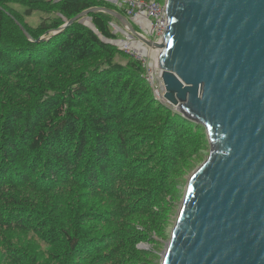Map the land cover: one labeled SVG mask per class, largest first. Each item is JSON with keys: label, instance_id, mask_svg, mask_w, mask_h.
I'll return each mask as SVG.
<instances>
[{"label": "trees", "instance_id": "obj_1", "mask_svg": "<svg viewBox=\"0 0 264 264\" xmlns=\"http://www.w3.org/2000/svg\"><path fill=\"white\" fill-rule=\"evenodd\" d=\"M91 8L124 14L104 0H0V90L5 80L23 78L30 100L23 105L13 94L0 106V234L18 231L32 247L52 246L48 256L56 264H132L137 244L147 241L144 230L160 233L154 218L169 211L163 197L175 164L201 152L207 139L197 131L203 127L156 100L142 60L103 43L79 21L49 37ZM35 12L47 17L33 27L26 20ZM88 18L102 37L119 39L111 16ZM67 66L78 68L74 76L60 70ZM50 71L69 76L56 87L40 78ZM83 191L101 198L100 209L93 210L90 200L83 206ZM31 193L42 195L38 205ZM54 196L65 205L50 216ZM85 211L97 214L103 233L82 225ZM4 238L9 246L1 255L15 264H38Z\"/></svg>", "mask_w": 264, "mask_h": 264}, {"label": "water", "instance_id": "obj_2", "mask_svg": "<svg viewBox=\"0 0 264 264\" xmlns=\"http://www.w3.org/2000/svg\"><path fill=\"white\" fill-rule=\"evenodd\" d=\"M164 9L158 43L107 8L49 37L79 21L119 50L136 40L159 49V98L205 130L209 155L188 178L161 264H264V0H165ZM97 12L125 39L102 37L88 18Z\"/></svg>", "mask_w": 264, "mask_h": 264}, {"label": "rangeland", "instance_id": "obj_3", "mask_svg": "<svg viewBox=\"0 0 264 264\" xmlns=\"http://www.w3.org/2000/svg\"><path fill=\"white\" fill-rule=\"evenodd\" d=\"M155 1H157V2H155L156 4H158L160 6H164L165 0H155ZM104 2L109 3L107 1H104ZM113 6H115V5H113ZM15 8L19 9L18 7H15ZM19 10H21V9H19ZM22 12H24V9H22ZM45 16L42 15L41 13L35 12L31 17L27 18L26 22L29 25L35 27L41 21V19L44 18ZM16 22L17 21H15V23ZM111 24L120 26L117 21H113V22H111ZM111 24H110V26H111ZM133 26H134L133 27L134 30L137 33L143 34L142 30L139 27H137L134 24H133ZM25 31H26V29H25ZM112 33L115 35L118 34L119 40L125 39L124 36L122 34H120L119 32H114L113 28H112ZM159 37H160V35L158 37H156V39L151 38V37H150V39H152L153 41L158 43L159 39H160ZM130 42H132V43H127L125 46H121V47H124V48H122L124 50H121V51H124L126 54L133 55L135 58H137L139 60H143V59L145 60V65L147 68V74H148V76H150V78L151 77L153 78L154 89L155 90L158 89L159 97L162 96L161 83L159 80V71L157 70L156 64H155L156 58H154V56H153V52L154 51L157 52V50H153V49L145 46L144 44L142 45V43L137 41V40L136 41H130ZM141 45H142V47L147 49V55H145L147 57H145V58L139 56L136 53H133V51H132V50H135L133 48L141 49ZM155 57H156V55H155ZM120 62L123 64L125 63L124 60H121ZM150 65L152 68L150 67ZM76 69H78V68L75 66L72 67L71 69H70V67L67 66V67H62L60 70H62L63 72H71L70 76H74L75 75L74 70H76ZM35 75L33 77H35ZM68 76H69L68 74H63L62 72L50 71V72H46V73L42 74L40 76V78H42V80H43V79H46L48 77L52 80L53 84L56 87H58V85H59L58 79L66 80L68 78ZM46 83H47V80H46ZM5 84H6V86H4L2 90H0V92H1L0 96L5 97V99L0 102V106L1 105H3V106L8 105L9 103L7 104V101H8L7 96L13 95V94L15 97H17L16 98L17 101L21 97L19 102L22 103L23 105H27L30 103V100L25 98L24 93L22 92V87L27 85V82L25 79H23V78H20V79L10 78L8 80H5ZM161 102L165 103L164 101H161ZM164 105L168 106V108H170V110H172L174 112V110L172 109V107L170 105H168L166 103ZM158 121L163 122V118L159 119ZM153 125H154V123L151 126L153 127ZM197 131H199V133H201V134L204 133L206 135L205 130H203V129H198ZM206 139H207V137H206ZM209 147L210 146H209V143L207 140L206 147H204V149L201 152L196 154L191 159H188V160L182 159L181 161H179L175 164L176 169L174 171L173 177L170 180H168L169 189H171V190L169 191V193L167 195H165V197H163V198H165L163 206L165 208V206L168 204L169 211L166 214L165 218H161V219H159L157 217L154 218V219H156V221H155V224H153V226L157 227L160 230V233L151 234L147 229L144 230L145 239H147V241L142 242L141 244H137V250L138 251L136 252L135 261L132 264H137V262L144 263V264H161V261H162L161 255L165 251L166 245L169 243L170 234H171V231L175 225V222H176V219L178 216V212H179L180 205H181V202H182L183 197H184V192L186 189L188 178L191 176V174L198 167H200L206 161V159L208 158V155H209V151H210ZM82 193L84 194L83 200H82L84 202L83 206H87L86 200H90V201H93V210L100 209V206L102 205L101 198L89 197V196H87V194L84 191ZM54 197L56 199V202L51 201L50 199L47 198L50 201V204L54 207V210H50L48 213L50 216H57V208H61L62 206L65 205L64 200H62L61 198H60V200H58L57 196H54ZM29 198L31 199V202L33 205H38L40 203V201L43 199L42 195H37L35 193L29 194ZM162 200L160 201V205H162ZM54 202H55V204H54ZM87 202H89V201H87ZM87 208L88 207H86V209ZM45 209L48 211V207H46ZM55 209H56V211H55ZM90 212L91 211H85L83 213L85 218H83L82 225L85 228H87L88 231L89 230H91V231L97 230L98 233H103L104 227L101 225L102 222H99V223L96 222L95 216H97V214L96 215L92 214L91 216H88ZM142 221H143L142 218L134 219V223L136 225H139V226L141 224H143V226H144V223ZM82 225H80V226L82 227ZM5 233H6L5 235L0 234V264H15L11 259L5 258L3 255H1L2 251L7 246H9V245L5 244V238L4 237H6V236L11 240V242L13 243V247H16L17 250H24L25 253H27V254L35 255L38 259V264H56L57 263V262H55V259H54L55 257L53 254H52V256H48V254L51 253L50 248L52 246H50L48 248L32 247L30 244L31 242H29V240L27 238L26 239L23 238L21 236L20 232H18V231L10 232L9 231V232H5ZM32 242H34V241H32ZM127 251H131V250L127 249ZM8 252H11L10 249L8 250ZM46 253H47V257L44 256ZM48 257H50V259ZM95 264H97V263H95Z\"/></svg>", "mask_w": 264, "mask_h": 264}, {"label": "built area", "instance_id": "obj_4", "mask_svg": "<svg viewBox=\"0 0 264 264\" xmlns=\"http://www.w3.org/2000/svg\"><path fill=\"white\" fill-rule=\"evenodd\" d=\"M112 5L120 8L123 11V15L126 18L132 20L142 32L150 33V37L156 39L161 35L165 27V9L164 6H160L153 1L144 0H104ZM143 19L148 23V28H144L145 25H141L138 21ZM160 38V37H159ZM147 81L153 91L155 98L161 102V98L158 95V89H154L153 78L148 76ZM160 99V100H159Z\"/></svg>", "mask_w": 264, "mask_h": 264}, {"label": "bare ground", "instance_id": "obj_5", "mask_svg": "<svg viewBox=\"0 0 264 264\" xmlns=\"http://www.w3.org/2000/svg\"><path fill=\"white\" fill-rule=\"evenodd\" d=\"M139 22H140V24L141 25H145L144 26V28H148V23L145 21V20H143V19H139L138 20ZM132 24H134L133 22H132ZM165 24V23H164ZM134 25H136V24H134ZM127 43H123V44H120V46H125ZM119 45V44H118ZM158 46V45H157ZM133 49H135V50H132L133 52H135V53H140V55H147V49L146 48H144V47H142V45H141V49H139V48H133ZM151 49H153V50H157V52H153V56H154V58H156L157 57V54L159 53V49H157V48H153V47H151ZM138 52H137V51ZM139 55V54H138ZM139 55V56H140ZM155 55H156V57H155Z\"/></svg>", "mask_w": 264, "mask_h": 264}, {"label": "clouds", "instance_id": "obj_6", "mask_svg": "<svg viewBox=\"0 0 264 264\" xmlns=\"http://www.w3.org/2000/svg\"><path fill=\"white\" fill-rule=\"evenodd\" d=\"M134 27V26H133Z\"/></svg>", "mask_w": 264, "mask_h": 264}]
</instances>
